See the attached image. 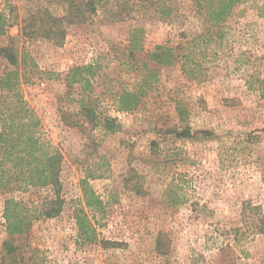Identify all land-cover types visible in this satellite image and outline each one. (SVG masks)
<instances>
[{
  "label": "rangeland",
  "instance_id": "rangeland-1",
  "mask_svg": "<svg viewBox=\"0 0 264 264\" xmlns=\"http://www.w3.org/2000/svg\"><path fill=\"white\" fill-rule=\"evenodd\" d=\"M214 1L176 0L167 21H110L102 8L68 18V0H0L10 21L0 47L12 42L33 60L18 91L63 157L61 211L25 233L7 234L5 200L36 215L55 189H0V264H264V0H236L212 26L204 12ZM50 15L65 16L62 37L45 35ZM138 25L142 47L130 51ZM206 32L204 79L148 58L155 45L184 51ZM90 63L92 75L68 80ZM13 68L0 55V75ZM124 90L142 92L132 110L119 109ZM84 179L103 201L87 210V238L75 218ZM4 241L17 245L16 263Z\"/></svg>",
  "mask_w": 264,
  "mask_h": 264
},
{
  "label": "trees",
  "instance_id": "trees-1",
  "mask_svg": "<svg viewBox=\"0 0 264 264\" xmlns=\"http://www.w3.org/2000/svg\"><path fill=\"white\" fill-rule=\"evenodd\" d=\"M235 1L215 0L216 5L207 6L204 15L212 26H216L230 16ZM99 8L103 9L110 21L128 19L141 21L147 18L167 21L171 20L175 14L176 0H68L66 16L70 18L74 15L85 20L88 15ZM64 17H51L50 15L48 19L52 21V24L45 29L47 31L45 35L48 36L56 31L57 38L62 37L64 31L59 25ZM9 26V18L4 12H0V36L6 34ZM43 26L40 25V27ZM143 30L142 25L130 30V51L141 49L140 41ZM207 33L193 37L181 48L184 51H180L178 46L155 45L154 49L148 53V58L163 66L179 64L187 78L204 79L203 62L206 47L202 48L199 45L201 42L198 41ZM0 55L7 60L10 66L14 67L6 69L0 75V189L23 191L30 187H51L56 193L55 197L48 201V206H45V203H41L39 208L35 206L36 215L25 206L22 200L6 199L3 216L7 234L12 236L25 233L32 224L33 218L53 217L61 211L62 201L58 190L63 157L57 148L40 138L38 130L40 120L18 91L19 70L22 71L21 74L24 77L27 71L25 67L33 66V60L23 48L18 50L12 42L0 47ZM94 68L95 65L91 63L75 66L67 78L71 83L85 80L86 75L94 73ZM257 83L260 94L264 98V78L257 79ZM140 94H142L141 91L124 90L118 98L119 109L121 111L134 109L139 103ZM107 124L109 128L114 127L109 122ZM82 194L84 206L76 210L75 218L79 235L87 238L94 233V227L87 218V210L91 212L101 209L103 201L85 179L82 180ZM3 250L4 259L8 258L16 263L17 245L11 241H4Z\"/></svg>",
  "mask_w": 264,
  "mask_h": 264
}]
</instances>
